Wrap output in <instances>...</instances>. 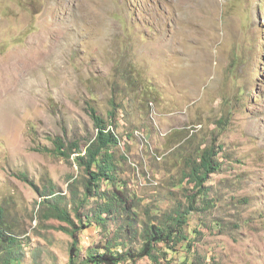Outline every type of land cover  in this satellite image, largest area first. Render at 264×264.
<instances>
[{
  "label": "rangeland",
  "instance_id": "obj_1",
  "mask_svg": "<svg viewBox=\"0 0 264 264\" xmlns=\"http://www.w3.org/2000/svg\"><path fill=\"white\" fill-rule=\"evenodd\" d=\"M111 100L140 218L167 221L192 195L200 208L188 215L191 251L121 264H264V0H0V208L22 264H67L73 239L45 218L36 188L53 185L78 219L79 152L55 155L54 140L83 151L95 134L87 103L108 119ZM214 137L223 163L206 206L185 160ZM80 238L84 253L101 228Z\"/></svg>",
  "mask_w": 264,
  "mask_h": 264
},
{
  "label": "trees",
  "instance_id": "obj_2",
  "mask_svg": "<svg viewBox=\"0 0 264 264\" xmlns=\"http://www.w3.org/2000/svg\"><path fill=\"white\" fill-rule=\"evenodd\" d=\"M128 84L133 86V83ZM111 102L108 119L100 116L94 105L87 103L96 134L86 141L84 154L78 142H73L70 148L62 139L54 140L55 148L52 152L55 155L69 159L72 152H79L74 162L85 173L82 192L73 188L79 181L73 179L70 184V201L78 219L72 217L69 204L65 202L67 197L56 191L53 185L44 190L36 188L45 218H56L64 223L60 229L73 239L67 264H121L144 257L160 263V254H166L165 248L175 251L176 246L180 245L191 251L193 243L187 230L188 215L192 210L200 211L196 206L199 200L195 195L189 196L188 204L169 211L168 220L164 222H145L140 218L135 200L127 190V182L121 179L119 172L121 161L127 160V154L119 146L123 137L117 132L120 124L115 112L122 105L115 100ZM126 137L130 139L132 133L129 132ZM202 145L203 143L198 144L185 160L184 176L194 183L193 188H196L195 192L203 200L202 205L209 206V186L205 183L210 173L221 169L223 162L218 155L224 148L222 144H217L215 137L205 146ZM23 177L29 181L27 176ZM182 183L181 179L177 186ZM85 206L87 211L82 216L79 210ZM4 214V210L0 208V264H22V258L5 247L6 244H17L18 238L5 223ZM92 223L101 228L103 238L99 244L95 247L90 245L83 253L80 235ZM111 226L114 227L113 232L110 231ZM193 231L199 232L196 229ZM183 264L193 262L185 260Z\"/></svg>",
  "mask_w": 264,
  "mask_h": 264
},
{
  "label": "clouds",
  "instance_id": "obj_3",
  "mask_svg": "<svg viewBox=\"0 0 264 264\" xmlns=\"http://www.w3.org/2000/svg\"><path fill=\"white\" fill-rule=\"evenodd\" d=\"M134 86V85H133ZM202 127H203V125L202 124H196V126H195V130L194 131H199V130H201L202 129ZM117 132H118V129H117ZM95 134H96V132H95ZM94 134V135H95ZM125 142L123 141V140H121V143H120V147L124 144ZM206 144H204L203 143V145L202 146H205ZM81 151H82V149H81ZM83 154L85 153V146H84V150H83V152H82ZM186 179H188L189 180V178H186ZM208 179V178H207ZM40 203H41V198H40ZM42 207V206H41ZM191 212V211H190ZM145 258V257H144Z\"/></svg>",
  "mask_w": 264,
  "mask_h": 264
}]
</instances>
